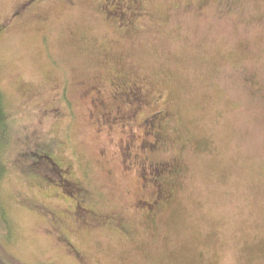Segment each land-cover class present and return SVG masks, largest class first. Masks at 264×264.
Listing matches in <instances>:
<instances>
[{"label":"rangeland","instance_id":"1","mask_svg":"<svg viewBox=\"0 0 264 264\" xmlns=\"http://www.w3.org/2000/svg\"><path fill=\"white\" fill-rule=\"evenodd\" d=\"M139 2L120 18L114 0H0V89L17 130L0 249L15 264H264V0ZM119 82L147 97L127 123L137 139L143 118L170 113L143 155L173 189L153 210L139 201L155 185L127 160L131 128L90 110L102 84L99 106L132 111L113 98ZM51 161L70 169L65 189Z\"/></svg>","mask_w":264,"mask_h":264},{"label":"flooded vegetation","instance_id":"2","mask_svg":"<svg viewBox=\"0 0 264 264\" xmlns=\"http://www.w3.org/2000/svg\"><path fill=\"white\" fill-rule=\"evenodd\" d=\"M110 3H112V1ZM114 5L117 6V11L115 15L120 18H125L126 16L131 17L132 13L139 14L141 9L139 0H114ZM120 22V26L121 24L123 25L124 19H120ZM98 86L100 88L93 87L95 93H92L93 91H89L88 93H86L90 94L91 97H93L90 98L91 105H93V107L90 109L92 115L94 113L103 111L101 115H104L107 118L108 116L114 114L113 117L117 119L116 122L121 123L120 126L124 127L123 131H125L127 128H131L132 135L129 136L130 142L127 146L126 152V154H128L127 160L131 161L132 168L135 167L137 169L138 173L141 175V179L143 180V182L148 181L151 184L155 185V196L153 195L151 200H141V202L139 201V204L142 208H147L150 210H153V207L157 206L161 202L169 204L171 202L170 200L172 199L173 189L165 188L164 184L160 183L159 176V172L164 169V164L162 163L161 166H153L144 160L143 155L146 153V151H153L164 143L165 132L167 131L165 123L169 121L170 113L165 110H162L154 113L150 117L143 118L141 123L136 124L139 125L141 128L143 127L144 129V132H142L141 134V138L137 139L136 134H133L134 125L127 126V123L129 120L130 122H134L137 111L148 105L147 97L143 91V88L136 84L127 85L122 84L120 82L117 83L114 86V92L112 94L113 98L123 102L125 106H127L128 103H131L130 107L132 111L126 112L125 108L122 107V105H119L117 106V109L114 111V113L110 110H107L103 105L99 106V103L104 101L105 94L103 93V90L105 89V86L102 84ZM86 91H88V89ZM125 98L130 99V101H123ZM133 101L135 102L133 103ZM123 120H127V122H124ZM126 135L128 136L129 134ZM149 136L152 137V141L148 139ZM49 167L58 172L57 174L59 177L53 181H56L57 187H60L61 190L65 189V183H72L71 181H68V178H66L65 176L66 174H70L69 168L62 169V164L57 161H51ZM149 169H151V172L149 171ZM145 184L143 183L142 185L145 186ZM113 219L114 226L119 225L117 226V229H126L124 222L119 220V218L113 217ZM125 233H129L127 229L125 230Z\"/></svg>","mask_w":264,"mask_h":264},{"label":"trees","instance_id":"3","mask_svg":"<svg viewBox=\"0 0 264 264\" xmlns=\"http://www.w3.org/2000/svg\"><path fill=\"white\" fill-rule=\"evenodd\" d=\"M6 110L3 94L0 89V182L9 171V154L14 134L17 131L16 127L12 124V115ZM46 155L50 158L49 153L46 152ZM2 233H4L6 239L10 238V225L4 210L0 207V234ZM16 262L18 261L7 254L4 249H0V264H15Z\"/></svg>","mask_w":264,"mask_h":264}]
</instances>
